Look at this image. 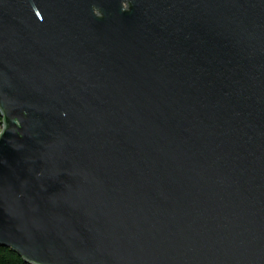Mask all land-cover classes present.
<instances>
[{
  "label": "water",
  "instance_id": "obj_1",
  "mask_svg": "<svg viewBox=\"0 0 264 264\" xmlns=\"http://www.w3.org/2000/svg\"><path fill=\"white\" fill-rule=\"evenodd\" d=\"M0 245L30 264H264V0H0Z\"/></svg>",
  "mask_w": 264,
  "mask_h": 264
},
{
  "label": "trees",
  "instance_id": "obj_2",
  "mask_svg": "<svg viewBox=\"0 0 264 264\" xmlns=\"http://www.w3.org/2000/svg\"><path fill=\"white\" fill-rule=\"evenodd\" d=\"M0 264H30L10 248L0 245Z\"/></svg>",
  "mask_w": 264,
  "mask_h": 264
},
{
  "label": "built area",
  "instance_id": "obj_3",
  "mask_svg": "<svg viewBox=\"0 0 264 264\" xmlns=\"http://www.w3.org/2000/svg\"><path fill=\"white\" fill-rule=\"evenodd\" d=\"M0 129H1V123H0Z\"/></svg>",
  "mask_w": 264,
  "mask_h": 264
}]
</instances>
